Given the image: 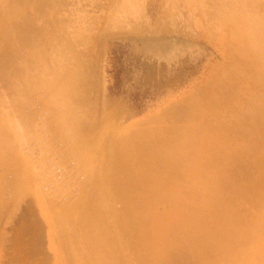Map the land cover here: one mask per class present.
<instances>
[{"label":"rangeland","instance_id":"1","mask_svg":"<svg viewBox=\"0 0 264 264\" xmlns=\"http://www.w3.org/2000/svg\"><path fill=\"white\" fill-rule=\"evenodd\" d=\"M0 264H264V0H0Z\"/></svg>","mask_w":264,"mask_h":264},{"label":"trees","instance_id":"2","mask_svg":"<svg viewBox=\"0 0 264 264\" xmlns=\"http://www.w3.org/2000/svg\"><path fill=\"white\" fill-rule=\"evenodd\" d=\"M132 58L135 59V55H134V53L131 54V52H130V54H128V56H127V59H129L132 63L136 64L137 60L135 59L136 61H133ZM114 78H115L114 80H115V86H116V84L118 85V81H119V78H120V71H118V73L116 74V76Z\"/></svg>","mask_w":264,"mask_h":264},{"label":"bare ground","instance_id":"3","mask_svg":"<svg viewBox=\"0 0 264 264\" xmlns=\"http://www.w3.org/2000/svg\"><path fill=\"white\" fill-rule=\"evenodd\" d=\"M156 41H158V40H156ZM170 42H171V41H170ZM164 43H165V42H164ZM147 44H148V43H147ZM157 44H158V43H157ZM160 44H161V43H160ZM144 45H145V44H144ZM153 45H154V42H153ZM158 45H159V44H158ZM168 45H169V44H168ZM176 45H177V44H176ZM171 46H172V45H171ZM144 47H146V46H144ZM159 47H160V46H159ZM167 48H168V46H167ZM175 48H176V47H175ZM175 48H174V49H175ZM161 49H162V48H161ZM162 50H163V49H162ZM163 51H164V50H163ZM166 51H168V50L166 49ZM166 51H165V52H166ZM161 52H162V51H161ZM147 55H148V54H147ZM150 56H151V55H150ZM147 57H148V56H147ZM51 212H52V211H51ZM51 212H50V215H52V217H54L53 213H51ZM56 229L58 230V226H57Z\"/></svg>","mask_w":264,"mask_h":264}]
</instances>
